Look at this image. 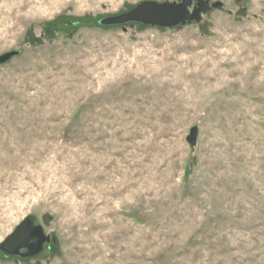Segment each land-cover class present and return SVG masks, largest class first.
Segmentation results:
<instances>
[{"label": "rangeland", "instance_id": "1", "mask_svg": "<svg viewBox=\"0 0 264 264\" xmlns=\"http://www.w3.org/2000/svg\"><path fill=\"white\" fill-rule=\"evenodd\" d=\"M208 1L0 0V243L50 236L0 264H264V0Z\"/></svg>", "mask_w": 264, "mask_h": 264}, {"label": "water", "instance_id": "2", "mask_svg": "<svg viewBox=\"0 0 264 264\" xmlns=\"http://www.w3.org/2000/svg\"><path fill=\"white\" fill-rule=\"evenodd\" d=\"M220 6V3H209L208 0H178L157 2L146 0L138 3L129 11L107 16L100 20V25H117L129 22H138L150 26L174 27L186 25L192 21L200 22L203 14L211 8ZM19 54L11 50L0 55V64L6 63ZM197 128L192 127L186 137L190 145L196 143ZM50 241V236L44 234L40 225L34 223L32 216H26L9 235L0 243V252L6 256L20 258L32 257L39 254L44 243ZM24 249V251H20Z\"/></svg>", "mask_w": 264, "mask_h": 264}, {"label": "flooded vegetation", "instance_id": "3", "mask_svg": "<svg viewBox=\"0 0 264 264\" xmlns=\"http://www.w3.org/2000/svg\"><path fill=\"white\" fill-rule=\"evenodd\" d=\"M45 244V243H44ZM20 251H24V249H21ZM14 257H18V256H14ZM33 257V256H32ZM27 258V257H26Z\"/></svg>", "mask_w": 264, "mask_h": 264}, {"label": "trees", "instance_id": "4", "mask_svg": "<svg viewBox=\"0 0 264 264\" xmlns=\"http://www.w3.org/2000/svg\"><path fill=\"white\" fill-rule=\"evenodd\" d=\"M5 255V254H4Z\"/></svg>", "mask_w": 264, "mask_h": 264}]
</instances>
